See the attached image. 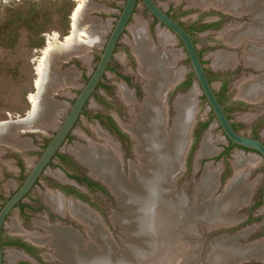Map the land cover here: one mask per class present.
Segmentation results:
<instances>
[{"label": "rangeland", "instance_id": "rangeland-1", "mask_svg": "<svg viewBox=\"0 0 264 264\" xmlns=\"http://www.w3.org/2000/svg\"><path fill=\"white\" fill-rule=\"evenodd\" d=\"M73 1L77 5L78 1ZM125 2L126 0H87V4H89L90 7H86L81 14L78 27L85 28L89 31L93 24H101L100 26L103 27L104 30L98 42L96 41L97 43L95 42L93 46L90 45L86 47V43L80 44V46L83 47V52H85L82 53L81 56L73 57L69 60H66L65 57H61L59 62L55 61V66L59 71L72 74L71 78L74 79V82L67 85L65 84L66 81L60 82L61 84H58V88H52L49 93L47 92L46 95L43 96V99H46L44 97L47 96V98L57 104V106H60V109L57 112L58 115L56 113L54 118L52 117L53 121L51 120L49 124H45L48 126L50 125L49 128L37 132L35 135L28 134V136L32 138V148L25 153L8 149L5 152L3 160H0V166L3 169V178L0 179V192L3 198H8L20 187L32 165L37 161L44 150L45 145L61 126L73 101L96 68L107 39ZM157 2L171 14L175 15L186 27L194 30L192 34L195 37L199 52L202 54L204 62L210 71V76L217 92H222L223 85L225 83L227 85L225 91V104L231 107L230 114L232 119L239 125L238 129L252 136L256 134L257 137L264 139V99L250 101L242 97L239 93L243 84L252 79L254 80L255 76H260L264 71H256L250 65L248 66L244 60L245 43L232 45L228 36L232 27H238V25L240 26L244 23L251 22L250 14L243 13V15H241L242 17H236L227 13V10L223 8L217 6L206 8L199 4H193L190 0H157ZM33 3L41 4L47 10L38 14L32 21L20 24L18 28H16L13 23H5V25L0 26V121L26 116L31 110L32 103L29 99V94L37 93L35 80L38 77L37 67L43 48L46 46L47 41L51 40L54 33L59 39H62L72 30V15L71 17H67L71 4L67 0H58L55 2L52 0H0V14L6 11L10 12V10L17 9L21 5H30ZM82 20L83 24L81 23ZM210 23L217 24L213 27L203 28ZM143 24H146L149 35L156 44L159 42L158 35L161 33L160 31L169 36L172 45L168 47L178 53V60L172 65L175 74L169 83V87H172L177 81L182 82L189 78L193 70L183 44L169 29L156 23L153 16L141 2L138 3L127 29L120 38L118 48L115 52L114 63L123 60L124 48L132 49V43H134L133 28ZM221 53L233 54L237 59L235 65H228L226 67L217 66L215 60ZM80 54L81 53H79V55ZM123 67L130 71L129 68L131 67L127 63ZM104 81L110 85V89L105 90L101 87L97 92L100 96L105 97L111 102V104H108L105 108L95 100V97H92L87 105V110L93 112L105 108V110L115 112V107L120 101L119 97H121V84L117 86L118 82L113 78L110 71L107 72ZM179 97L188 98V103L193 107L191 115L192 127L194 126L193 131H191V140H193L194 133L199 124L208 121L212 116V111L194 76L189 86H185L173 94L171 100H169V105L168 102L167 104L165 103L164 98L163 104H165L167 108V118L170 116V113L172 118L171 125H166L167 131L172 129L174 118L177 115L178 110L176 109L175 102ZM169 106L172 107L171 110ZM84 124L86 125L84 126ZM92 128H94V125L88 123L84 117L74 129L76 136H73L71 141L64 144L62 151L72 153L73 151L71 148L76 147V145L81 144L80 146H88L89 144L84 140V137L86 136L89 138L93 135ZM255 130L256 132L254 133ZM205 139H208L209 144L211 143L209 145L210 152L200 155L199 150ZM22 144L25 145L26 141H23ZM228 145L229 141L225 138L217 120L214 118L209 126L201 133L193 154L190 155L189 152H187L185 157V168L177 177L176 187L178 189L185 188V193L188 198H191L196 203L194 206V208H196L194 210L196 213V211L201 209L200 206H205L207 201V203L210 204V201L216 198L220 199L221 196L223 197L225 195L224 188L228 179L231 178L233 182L237 176L240 177L241 186L239 188H241L242 191L248 192L247 199H237L235 200L236 204H234V207L229 206L228 210L220 212V216H222L224 220L221 222H233L236 219L235 217L232 218L230 213L239 209L236 213L238 216H241L239 223L231 229L220 231V233H208L206 230L202 232L200 228L201 222L206 223L207 226H209L208 224L213 225L214 223H220L217 221V217L208 219L209 215L205 213L200 216L203 218L200 219L197 217L196 222L194 221L195 217L190 218L193 220L183 222L181 226L183 228L179 234V239L176 240L171 247H167L165 252L160 251L162 253L156 254L154 246L151 248L152 250L150 249V254L148 256H138L136 264L205 263L208 251L211 245H213V243L210 244L212 239L215 237H217L216 240L220 239L219 237L221 234L233 236L236 233L245 235L249 232L246 239L240 237V243L249 244L258 242L254 244V246L261 247L262 250H264V160L258 153L239 147H234L228 156L218 158ZM251 157L254 158V163H251ZM133 158L134 160L137 158L136 153ZM248 158L250 162L247 164L244 163L240 168L239 163L242 162L241 160ZM19 159H22L24 168L18 165L17 162ZM137 162L138 160H136V163ZM57 171H59L58 167L51 166L45 171L44 176H53L55 179H62ZM124 175L128 182H131L129 181L130 170L127 175L124 172ZM207 175H215L216 179H218V185L219 179L221 182L218 190L214 192L215 194L213 193L210 195L209 198L203 197L197 190L198 186L202 183V179ZM50 190L51 186L44 181V185H39L33 189L32 195L39 196L47 202L46 194H48ZM113 191L116 192L115 190ZM116 195L118 198V194ZM92 197L105 211L104 218L107 221H105V223L104 221L101 222L108 232L111 241L115 242L116 245L118 244V248L119 246L124 247L128 241L132 243L136 242L141 247L144 246L139 240H143L145 237H135L130 234V231H134L135 229V223L129 222L124 223V225L117 224V222L119 223L117 220V215L119 214L124 213L128 217L134 218L135 215L132 210L124 209L120 204V208L115 206L112 204L113 201L111 198L106 195L93 193ZM2 200L3 199H0V206L2 205ZM258 201L259 204L255 205ZM193 205L194 204H192V207ZM253 205L255 206L252 208ZM14 212L15 213L11 216L12 219H9L7 222L8 230L12 225L18 228L19 222H22V219L17 217V212ZM38 214L37 223L43 227L42 231L45 233L44 229L48 226L46 225L48 221L46 217L47 213L45 211H40ZM191 225L195 226L194 229ZM188 226L190 227L186 230ZM60 228L68 229L64 227ZM46 230V235H49L48 229ZM69 230L83 240V237H81L78 232L71 229ZM87 232L88 244L98 250L101 249V241L92 238L94 233L88 226ZM131 236H133L134 239ZM60 237L61 236L58 237V240L61 239ZM52 247L53 246H48V250L45 249L44 251L48 263L67 264L69 260L62 256L66 249H64L62 245L57 244L54 246L56 247L55 252ZM144 249L145 248H143V250ZM167 251L169 252L167 253ZM54 252L57 254V257H55ZM86 252L92 254L93 249H87Z\"/></svg>", "mask_w": 264, "mask_h": 264}, {"label": "bare ground", "instance_id": "bare-ground-1", "mask_svg": "<svg viewBox=\"0 0 264 264\" xmlns=\"http://www.w3.org/2000/svg\"><path fill=\"white\" fill-rule=\"evenodd\" d=\"M77 1L78 3L71 14V32L62 39H59L54 33V38L48 40L43 48L37 67L38 77L35 80L37 93L29 94L32 108L26 116L19 117L20 121L26 123L28 128H32L33 124H37L39 128H36L38 129L45 128V124H49L52 117L54 118V115L59 111L60 106H57L47 96L44 97L46 99H43V96L47 92L49 93L52 88H58L60 82L66 81V85L74 82V79L71 78L72 74L59 71L55 66V61L59 62L61 57L81 56L85 52H83V47L80 44L86 43V47L93 46L96 41L98 42L104 30L100 26L101 24H93L91 31L78 27L81 14L90 5L87 4V0ZM190 1L206 8L217 6L237 16L249 13L252 21L238 25V27H232L228 33L229 40L232 45L245 43V62L264 70V0ZM132 32L134 36L132 49L139 60V71L147 79L145 83L147 97L143 112L136 116L137 125L130 126V131L136 139L135 153L138 160L137 163L134 162L130 165L129 181L131 182H128L124 176L123 163L114 145L93 142L88 146L76 145L71 150L90 168L91 173L103 179L112 190L118 193V201L122 208L133 211L134 218L122 213L117 215V220L119 224L123 225L129 222L135 223V229L134 231L131 230L130 234L135 237H145L143 240L137 239L144 246L141 247L136 242L128 241L124 247L119 246L118 248V244L116 245L115 242L111 241L101 222L102 220L94 215L89 208L85 209L76 202L66 199L62 196L63 194L48 192L46 199L57 211L62 214L70 213L71 216L73 215L83 221L89 229H92L94 233L92 238L101 241L102 248L98 250L90 246L88 242H84L69 229L47 226L45 229H48L50 234L39 237L40 240L53 247L57 244L66 246L62 256L69 260L70 263L67 264H136L138 256H148L150 249L154 246L156 254L165 252L167 247H171L179 239L184 221H192L193 219L190 218L195 217L194 221L196 222V218H203L200 216L205 213H208V219L217 217V221H224L220 212L228 210L229 206L234 207L237 199H247L248 192L239 188L241 179L237 176L233 182L231 181L227 185L223 197L210 201V204L207 201L205 206H200V212L196 211L195 213L196 208L194 206L196 203L188 198L184 187L180 189L176 187L177 177L185 168V157L191 141V115L193 111V107L188 103V98L179 97L175 102L178 111L172 129L166 130L167 108L163 101L167 90L170 88L169 83L175 74L172 65L178 60V53L168 47L172 45L171 38L162 31L158 35V44L150 37L146 24L133 28ZM79 53L81 54L79 55ZM236 62V57L231 53H221L215 60V64L221 67L235 65ZM239 93L250 101L264 99V72L260 76H255L254 80L243 84ZM120 94L125 101L130 104L134 103L132 93L122 85ZM146 110L149 113H146ZM8 121H0V130L8 124ZM101 135L100 133L99 138ZM210 144L208 139L202 142L199 150L200 155L210 152ZM21 145H23L22 142ZM241 161L239 163L240 168L244 163H249L250 159H242ZM251 163H254L252 157ZM217 187L218 179L216 176L207 175L202 179L197 190L203 197L209 198ZM192 204H194L193 207ZM191 226L194 229L195 226ZM189 227H186V230ZM59 236H61L60 240H58ZM215 240L210 243L213 245L208 251L205 263L199 264H224L226 255L243 257L251 251L258 256L263 253L261 247L254 245L241 248L240 246H233L234 243L226 242L224 244V239ZM84 247L88 250L92 248L93 253L89 254ZM143 248L145 249L143 250ZM55 257H57L56 253Z\"/></svg>", "mask_w": 264, "mask_h": 264}, {"label": "flooded vegetation", "instance_id": "flooded-vegetation-1", "mask_svg": "<svg viewBox=\"0 0 264 264\" xmlns=\"http://www.w3.org/2000/svg\"><path fill=\"white\" fill-rule=\"evenodd\" d=\"M171 15L177 19L175 15ZM153 18L155 19V22L158 23V20L155 17ZM180 23L191 33L194 31L193 29L186 27L183 22L180 21ZM216 24L217 23H210L205 25L203 28L213 27ZM123 55L124 56L122 61L114 63V54L109 64L108 71H110L112 73L113 78L117 80V86L121 84L128 90L130 89L132 91L131 92L129 90L133 95L134 103L130 104L129 102L119 97L120 101L115 107V112L105 110L107 105L111 104V102H109L105 97L100 96L97 90L101 87L105 90L110 89V85L104 81V78L107 76V71L103 79L99 83L98 87L96 88V91L87 101L84 107V111L81 113L80 117L76 121L73 130L69 133L64 144H66V142L68 141H71L73 139V136H76L74 133V129L77 124L80 123L85 117L88 123H92V125H94V128H92L93 135L89 138L85 136L84 140L87 142V144H90L91 142L97 144L98 142V144L114 145L119 152V156L121 157L120 159L123 163L122 166L124 172L127 175L130 170L131 162H136L137 160V158H135V160L133 158V156L135 155L136 139L130 131V126L137 125L136 116L140 112H143L145 99L147 97V92L145 90V83L147 82V79L143 77V75L139 71V60L134 51L132 49L124 48ZM125 61L128 65H130V71L123 67L124 65H126ZM207 72L210 75V71L208 68ZM194 76L195 75L192 72L189 78L180 82L176 89L171 93V96L168 99H165V103L167 104L168 102L169 105V100H171L173 94L177 90L182 89L185 86H189L190 84H188V82L190 81V79L192 81V78ZM92 97H95V100L105 108L93 112L87 110V105L89 104ZM227 108L231 109V107L226 105V111ZM169 109L171 110L172 107L169 106ZM227 112L230 114V111ZM146 113H149V111L146 110ZM169 115L170 116H168V123L166 125L170 126L172 123L171 113ZM233 124L237 129L239 128L237 122L234 121ZM85 125L86 124H84V126ZM201 125L202 123L199 124L196 132L194 133V139L191 145V149L189 151L190 155H192L195 151V147L201 135ZM98 131L102 134L100 138V133ZM255 132L256 130L254 131V133ZM253 136L257 137L256 134H254ZM47 144L45 145V147L47 146ZM17 163L21 168H24L22 159H19ZM51 166L59 168V171L57 172L59 173V176L62 179H55L53 176H44L45 171ZM45 171L43 172L42 176L37 180L32 190L10 211V213L6 216L3 222L0 236L3 264H49L44 254V251L45 249L48 250V246L50 245L48 243H43V241L39 238L47 233V230L44 229V233L42 231L43 227H41V225L37 223V216H39L38 213L40 211H45L47 213L46 217L48 221L46 225L51 226L53 228L56 226H60L71 229L73 231L78 232L79 235L83 237L84 242L88 241L87 226L84 224L83 221L75 218L73 215L71 216L70 213H60L50 204V202H45L39 196L32 195L33 189L39 185H44V181H46L51 186L50 192H54V194H63L62 196L66 199L76 202L78 205H81L85 209L89 208V210L92 211L100 220L104 221V223L105 221H107L104 218L105 211L102 207L98 205L97 201L94 200V198L92 197L93 193H98L110 197L113 201L112 204L120 208L116 195L118 193H113L110 189L111 187L103 179L91 173L90 168L85 163H83L73 152L67 153L62 151L61 149L53 157L52 161L47 166ZM13 194H11L8 198H3L0 192V199H3L2 205L0 206V211L7 202V200H9ZM259 201L255 203V205H258ZM255 205H253L252 208ZM14 211L17 212V217L21 218L22 222H19L18 228L13 227L12 225L13 228L10 226V229L8 230L7 222L9 219H12L11 216L13 213H15ZM117 224L119 225L118 222ZM63 247L64 249H66V246ZM52 248L56 252V247ZM84 249L87 251L86 247H84ZM246 264H264V262H250Z\"/></svg>", "mask_w": 264, "mask_h": 264}, {"label": "water", "instance_id": "water-1", "mask_svg": "<svg viewBox=\"0 0 264 264\" xmlns=\"http://www.w3.org/2000/svg\"><path fill=\"white\" fill-rule=\"evenodd\" d=\"M141 2L150 12V14L158 20L160 25L165 26L169 29L175 36L181 41L183 44L189 61L192 66L193 73L197 79L198 86L203 92L209 107L212 111V114L215 116L218 125L220 126L225 138L235 144L237 147L242 149H248L258 153L261 158L264 160V139L260 137H254L248 133L243 132L240 129H237L234 126V120L230 117V114L226 111V105L220 100L217 90L214 86V83L210 80V75L207 72V65L204 62V58L201 57L199 53V48L195 42V37L193 34L188 31L178 19L172 16L165 8L161 6L157 0H126L125 5L119 14L118 19L107 39L105 47L103 49L102 54L100 55V59L94 69L92 75L89 77L86 84L82 87L73 104L71 105L69 112L67 113L64 121L61 126L57 129L54 136L51 138L45 149L42 151L41 155L37 159V161L32 165L29 173L25 177L22 185L16 190V192L12 195V197L7 200L5 205L2 207L0 211V236H1V228L6 216L10 213V211L32 190L37 180L42 176L43 172L47 168V166L52 161L53 157L59 152L68 137L69 133L73 130L76 121L80 117L81 113L84 111V107L87 101L90 99L92 94L96 91L99 83L103 79L105 73L108 71L109 64L115 54L118 42L128 27L130 20L132 19L135 9L138 3ZM227 13L237 16L229 11ZM83 24V20L81 22ZM73 57L78 56H70L69 58H65L69 60ZM249 66V65H248ZM256 71H264L263 69H259L258 67H254L250 65ZM180 81H177L167 90L165 99H168L170 94L176 89ZM249 102V101H247ZM23 117V116H21ZM37 121V120H35ZM195 123V122H194ZM26 123L21 122L20 118L17 117L15 119H9L8 124L0 130V160H3L5 156V152L10 149L13 151L25 153L27 150L32 148V138L28 136V134H34L37 132H41L46 128H49L50 125H46L43 129H38L37 124H33L32 128H28ZM26 126V127H25ZM38 127V128H36ZM194 126L192 127L193 131ZM26 141V144L21 145V142ZM193 140L190 141L188 151L191 149ZM5 162V161H4ZM234 176V174H233ZM3 178V169L0 166V179ZM200 180V179H199ZM231 182V178L227 180V184L224 190L227 188V185ZM221 182L219 179V185L216 189L220 187ZM111 189V188H110ZM111 191L115 193L112 189ZM215 191V192H216ZM224 192V191H223ZM215 194V193H214ZM235 212L230 213V216L235 217L236 220L233 222H220L214 223L213 225L207 226L206 223L201 222L200 228L202 232L206 230L208 233L219 232L222 230H228L235 227L241 216H238ZM249 232L245 235L240 233H236L233 236L228 234H221L220 239H224L225 243H234L236 247L240 246L241 248H248L253 246L258 242H252L249 244H241L239 239L240 237L246 239ZM241 235V236H239ZM217 239L215 237L212 239L213 241ZM229 249V248H228ZM262 255L258 256L252 251L246 254L243 257L238 256H227L225 258L224 264H246L250 262H264V250L262 251ZM0 264H3L2 258V248H1V239H0Z\"/></svg>", "mask_w": 264, "mask_h": 264}, {"label": "trees", "instance_id": "trees-1", "mask_svg": "<svg viewBox=\"0 0 264 264\" xmlns=\"http://www.w3.org/2000/svg\"><path fill=\"white\" fill-rule=\"evenodd\" d=\"M52 1H58V0H52ZM71 5L69 7V13H67V17H71L72 11L76 6V3H74L73 0H67ZM47 10L45 7H43L41 4L33 3L30 5H21L19 8L10 10L4 12L3 14H0V26L5 25V23H13L16 28L20 26L22 23H28L34 19L38 14L44 12ZM12 11V12H11ZM67 35V34H66ZM201 57L202 54L200 53ZM212 81V78H210ZM191 83V79L188 82V84ZM227 85L224 84L222 88V92L219 93L220 100L225 103L226 97H225V91H226ZM205 97V96H204ZM227 111H230V108H227ZM215 118V116L212 114L210 119L206 122H203L201 125V133L209 126L210 122ZM237 125V124H235ZM234 147H237L235 144H233L229 140V145L225 148V150L219 155L218 158L222 156H228L230 154L231 149ZM259 204V203H258Z\"/></svg>", "mask_w": 264, "mask_h": 264}]
</instances>
